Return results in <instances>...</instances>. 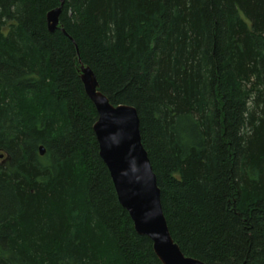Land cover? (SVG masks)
<instances>
[{"label": "trees", "instance_id": "16d2710c", "mask_svg": "<svg viewBox=\"0 0 264 264\" xmlns=\"http://www.w3.org/2000/svg\"><path fill=\"white\" fill-rule=\"evenodd\" d=\"M80 64L136 108L183 254L264 264V0H0V264H162L98 154Z\"/></svg>", "mask_w": 264, "mask_h": 264}, {"label": "water", "instance_id": "95a60500", "mask_svg": "<svg viewBox=\"0 0 264 264\" xmlns=\"http://www.w3.org/2000/svg\"><path fill=\"white\" fill-rule=\"evenodd\" d=\"M59 13L60 7L46 14L50 32L60 28ZM79 71L84 92L97 113L92 129L98 154L109 172L118 202L127 211L135 231L151 241L153 252L162 264H204L185 256L171 237L156 176L141 142L136 108L110 103L99 90L92 70L80 64ZM44 152L40 146V155Z\"/></svg>", "mask_w": 264, "mask_h": 264}, {"label": "flooded vegetation", "instance_id": "af4514ba", "mask_svg": "<svg viewBox=\"0 0 264 264\" xmlns=\"http://www.w3.org/2000/svg\"><path fill=\"white\" fill-rule=\"evenodd\" d=\"M1 158V157H0Z\"/></svg>", "mask_w": 264, "mask_h": 264}]
</instances>
